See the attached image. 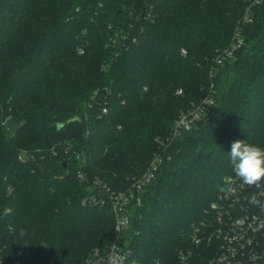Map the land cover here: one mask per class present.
Instances as JSON below:
<instances>
[{
  "label": "trees",
  "instance_id": "1",
  "mask_svg": "<svg viewBox=\"0 0 264 264\" xmlns=\"http://www.w3.org/2000/svg\"><path fill=\"white\" fill-rule=\"evenodd\" d=\"M247 3L0 0V104L12 114L0 125L2 264H84L118 236L111 206L91 195L127 190L155 155L123 236L128 264H178L187 249L190 264L210 258L231 144L264 148V0L243 44L215 62ZM207 96L205 114L173 137Z\"/></svg>",
  "mask_w": 264,
  "mask_h": 264
},
{
  "label": "built area",
  "instance_id": "2",
  "mask_svg": "<svg viewBox=\"0 0 264 264\" xmlns=\"http://www.w3.org/2000/svg\"><path fill=\"white\" fill-rule=\"evenodd\" d=\"M262 1L248 0L233 42L217 55L216 63L230 56L243 44L242 27L252 20L254 8ZM212 103L213 97L207 96L189 111L182 112L175 121L172 136L191 128ZM10 111H6L0 104V125L7 126L12 120ZM160 158L155 155L144 173L134 179L127 190H112L103 185L97 194L91 195L92 201L111 206L118 236L107 247L94 248L84 264H128L130 249L123 236L132 227L133 208L140 204L142 191L155 178ZM80 176L83 178L82 174ZM225 180L228 189L212 205L215 209V223L212 221L208 224L206 235L208 241H217V245L204 264H264V188L255 195L257 203L251 204L249 199L253 194L244 189L245 185L236 175L227 176ZM199 230L197 228L193 236L196 244L206 239L198 233ZM192 254L191 249L181 251L178 264H190ZM2 260L0 258V264Z\"/></svg>",
  "mask_w": 264,
  "mask_h": 264
},
{
  "label": "clouds",
  "instance_id": "3",
  "mask_svg": "<svg viewBox=\"0 0 264 264\" xmlns=\"http://www.w3.org/2000/svg\"><path fill=\"white\" fill-rule=\"evenodd\" d=\"M232 170L243 185L261 187L264 182V148L236 140L231 144L229 152ZM251 204L257 203V198L252 195L249 199ZM10 208H5V214L11 213Z\"/></svg>",
  "mask_w": 264,
  "mask_h": 264
},
{
  "label": "rangeland",
  "instance_id": "4",
  "mask_svg": "<svg viewBox=\"0 0 264 264\" xmlns=\"http://www.w3.org/2000/svg\"><path fill=\"white\" fill-rule=\"evenodd\" d=\"M190 110V109H189ZM189 110H185V111H189ZM185 111H183V112H185ZM151 162V161H150ZM96 248V247H95ZM100 248H105L104 246L103 247H100ZM93 251V250H92ZM91 251V252H92ZM91 252L88 254V256L91 254ZM88 256L86 257V259L88 258ZM86 259H85V261H86ZM85 261H84V263H85Z\"/></svg>",
  "mask_w": 264,
  "mask_h": 264
}]
</instances>
